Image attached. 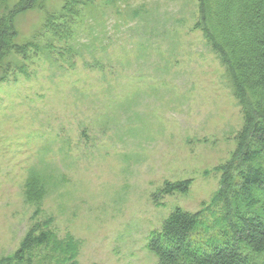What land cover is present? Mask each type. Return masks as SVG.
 <instances>
[{"label":"rangeland","instance_id":"1","mask_svg":"<svg viewBox=\"0 0 264 264\" xmlns=\"http://www.w3.org/2000/svg\"><path fill=\"white\" fill-rule=\"evenodd\" d=\"M89 1L73 62L41 50L32 74L0 82V264L41 231L51 239L34 264H157L152 232L176 207L212 204L236 149L242 109L197 27V0ZM40 24L38 11L18 19L22 37ZM42 161L48 197L27 203L28 170ZM185 179L186 193L160 196Z\"/></svg>","mask_w":264,"mask_h":264},{"label":"trees","instance_id":"2","mask_svg":"<svg viewBox=\"0 0 264 264\" xmlns=\"http://www.w3.org/2000/svg\"><path fill=\"white\" fill-rule=\"evenodd\" d=\"M89 2L63 0L52 7L47 0H0V82L13 71L32 74L28 61L41 50L73 62L72 51L80 40L75 36L83 24L75 17L79 7H89ZM197 2V27L225 67L242 109L243 126L232 158L220 168L221 183L212 204L197 212L176 207L152 232L147 245L157 264H264V0ZM34 11L41 14V24L22 37L18 19ZM80 47H87L93 61L101 63L92 51L94 43ZM46 59L53 61L49 55ZM94 66L103 71V66ZM43 163L35 162L28 170L27 203H41L48 197L53 173L46 174L40 167ZM191 184V179L166 181L160 196L186 193ZM214 207L219 214L211 222L205 210L213 212ZM50 239L47 231L30 232L14 254L13 264H34L33 250Z\"/></svg>","mask_w":264,"mask_h":264}]
</instances>
